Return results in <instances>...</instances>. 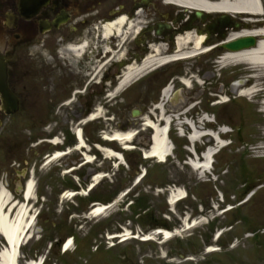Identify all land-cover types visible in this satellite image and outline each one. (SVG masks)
I'll list each match as a JSON object with an SVG mask.
<instances>
[{"label":"rangeland","instance_id":"1","mask_svg":"<svg viewBox=\"0 0 264 264\" xmlns=\"http://www.w3.org/2000/svg\"><path fill=\"white\" fill-rule=\"evenodd\" d=\"M154 18L168 20L162 15L133 20L143 28L146 20L152 22ZM100 22H95L94 26ZM135 29L127 28V40L122 46L119 39L112 40L111 57L98 59L97 69L101 70L94 80L101 81L97 87L100 95L96 103L101 106L102 118L83 127L90 146L89 155L97 156L94 164L66 174V170L79 166L84 160L83 154L76 150L64 159L46 162L45 157L56 150L46 142L52 137L46 136L51 135L53 129L60 128L64 136L74 140L73 131L78 126L74 120L41 126L23 121L10 133L11 141H19L20 151H14L11 145L13 166L8 175L0 177V188L4 185L22 201V189L33 177L36 197L31 201L32 212L39 213L34 237L23 247L20 264L36 260L38 256L47 257L45 264H264V113L260 111L263 97H239L240 87L234 82L245 80L241 75L244 65L223 67L219 64V57L224 51L218 48L187 62L178 61L157 68L116 93L118 96L109 101L112 98L110 94L126 71L125 67L134 62L140 64L150 53L135 43ZM95 31L94 45L99 48V31ZM147 37L150 46L160 43L168 52L174 53V42L156 39L151 33H147ZM218 41L217 35L213 34L206 46L218 44ZM123 58L129 64L119 67L120 61L125 60ZM69 60L73 63L66 60L68 64H74L80 59L73 56ZM181 78H190L191 87L186 88ZM170 83L175 91L165 111L168 115H176L170 131L175 149L165 163H158L154 159H145L141 152V149H149L151 144L152 130L144 124L147 116L158 119L160 111L155 106L161 101L163 88ZM250 84L256 89L264 88V78L245 82L246 86ZM222 100L225 102L221 104ZM133 111L139 113L134 115ZM204 116H214L217 123H204ZM186 117L196 121L203 131L206 128L215 130L219 125L231 130L223 135L230 145L214 156L211 173L198 171L193 164L187 163L191 162L188 155L192 154L186 145L193 142L183 134V130H189L184 123ZM116 130L138 133L130 143L131 150L124 151L117 142L102 139L101 134ZM63 135L58 136L62 138ZM208 138L203 137L196 143L197 152L202 151L204 143H216ZM95 143L123 152L125 165H120L117 170L114 160L106 159ZM98 172L104 173L106 178L90 192L87 188ZM144 172L147 177L138 181ZM173 190L177 193L185 191L188 197L170 204L168 194ZM68 191L80 194L72 200H65L63 196ZM130 191L134 195L131 196ZM94 201L103 204L111 201L113 205L105 214L90 219ZM126 203L132 204L127 206ZM228 204L234 209L218 214L219 205L221 209ZM216 215L220 216L212 221ZM164 219L168 220L170 233L180 229L173 239L166 242L161 236L153 235L154 224L165 223ZM192 220L196 222L195 228H185L184 225ZM131 230L140 234L142 231L150 233L157 241L133 239L115 246L106 242V235L110 232L129 234ZM221 230L223 235L217 240L216 234ZM68 237L74 239V245L64 253L62 243ZM4 243L1 239L0 249ZM207 245L211 247L208 249ZM167 252L173 262L161 258V254Z\"/></svg>","mask_w":264,"mask_h":264},{"label":"flooded vegetation","instance_id":"2","mask_svg":"<svg viewBox=\"0 0 264 264\" xmlns=\"http://www.w3.org/2000/svg\"><path fill=\"white\" fill-rule=\"evenodd\" d=\"M260 1L261 14L219 12L204 21L196 18L194 9L174 7L166 4V0H0V64L3 56L7 64L6 86L16 97L19 106L17 112L7 114L1 64L0 177L11 172V145L14 151H20L19 141H11L10 136L19 122L31 121L40 126L62 124L100 114L96 112L99 85L94 78L98 59L104 60L109 55L102 53L99 56L93 52L95 22H111L122 14L130 19L159 15L168 18L167 21L155 18L152 22L146 20L139 38L135 40L142 47L149 44L147 33L155 35V28L159 24L172 23L177 17L185 21L184 25L172 23L171 29L163 30L164 38L171 39L186 27L207 32L215 25L218 31L216 35L222 39L233 31L264 25V0ZM170 16L174 17L169 19ZM82 42L87 43L88 52L78 62L71 64L73 61L69 59L73 56L67 49ZM66 60L71 63L68 64ZM61 134L64 133L56 128L46 137H59ZM61 141V145L52 148L69 150L75 139L63 135Z\"/></svg>","mask_w":264,"mask_h":264},{"label":"bare ground","instance_id":"3","mask_svg":"<svg viewBox=\"0 0 264 264\" xmlns=\"http://www.w3.org/2000/svg\"><path fill=\"white\" fill-rule=\"evenodd\" d=\"M172 1V0H171ZM172 3H176L183 7H187L189 9H200L205 12H218V11H225V12H239L240 11H252L258 12L260 8L259 0H219L217 2H213V0H173ZM130 27L131 30H134L138 26L134 23V20L130 19L128 16L122 15V17L111 20V22L103 23L98 28L100 32V39L102 43V48L105 50L106 53L112 52V40L115 38L119 39V45L122 46L124 42L127 40V33L129 32L127 28ZM141 27L135 29V33L137 34L140 31ZM256 34L258 36L257 42L255 45L247 48H241L239 50H226L222 54L221 64L224 67H228L230 65L236 64L240 67L244 65V69H242V74L249 72H254V76L257 79L264 78V25L258 28H244L240 30V32H231L230 38H239L240 35H251ZM174 41L175 50L173 54H168V50L164 47L163 44H155L150 46V53L145 56L143 62L138 64L134 62L133 64L127 65L125 67V72L120 78V83L116 87L113 93L110 96H114L116 93L124 90L126 87L131 86L135 83L139 78L145 76L147 73L154 71L157 67H161L165 65L167 62L187 58L188 56H195L200 54L201 52L209 51L204 45L206 36L199 31L194 32V30L186 29L177 34ZM224 43V42H223ZM85 44H80V46L70 45L67 49L73 53V56L76 58H80L86 47ZM107 64V63H106ZM98 68V67H96ZM98 69L97 72L99 73ZM97 73V74H98ZM184 82L189 86L191 85L192 81L189 78H184ZM235 86L240 87L239 90V97H252L253 92L256 91L255 87L247 88L245 85V80L237 81L234 83ZM173 89L172 83L168 84L167 87L164 88L161 101L155 106V109L160 111L157 120L151 119V117L147 116V120L144 126L148 127L149 125L153 127V146L149 149V151H145V156L147 158L154 157L157 161L162 162L163 160L167 159L173 153V142L169 141V126L171 123L172 115H168L167 111H165V106L168 103L170 96L172 95ZM191 108V107H190ZM264 112V107L263 110ZM154 113V111H152ZM101 113V111H100ZM100 114H94L89 120L84 122L94 121L96 117ZM164 120V121H162ZM162 121V122H159ZM187 121V120H185ZM184 121V122H185ZM191 123L192 120H190ZM189 121V122H190ZM205 123V122H204ZM81 124L75 128L76 135L78 136V141L76 143L75 150L87 148L84 157L86 158V162L84 163H91L94 160V157L89 155V146L86 142L85 137L82 135V127ZM192 128L190 140L194 143L200 141L204 136L202 134H206V131L202 130V127L198 125H194ZM205 132V133H204ZM208 133V132H207ZM105 135V139L111 141H119L121 144L125 145L126 148H132L130 142H132L137 133L134 130H127V132L121 131H112L110 133H103ZM202 136V137H201ZM53 142L59 144L60 139L56 138ZM104 155L107 158H114L116 159V164L118 160L124 161V155H122L119 151H115L111 147H102L99 146ZM214 150V149H213ZM213 150H207L206 153V160L200 159V164L197 160H192L194 168L198 171H206L204 166L210 165L211 156L213 154ZM68 152H61L55 151L52 155L47 156L48 162L52 163L53 161L60 159ZM82 164V166H84ZM75 169V168H73ZM71 170L67 171L66 173H70ZM105 177L104 173L98 172L93 178L92 183L95 185L101 179ZM26 190H25V198L23 199L22 203L16 201V199L12 196V194L5 188L4 185L0 188V240L3 239L5 241V245H3L2 249H0V264H20L21 250L26 242H29L30 239L33 237L34 228L36 225V213L32 212L31 201L36 197V181H34L33 177L27 180ZM185 191L179 190L177 193L176 190H173L170 193V204H173L176 199L183 198ZM74 192L68 191L65 196H73ZM113 205L112 202L108 204H103L98 202L92 206L91 216H100L105 214L109 208ZM196 222L193 224L195 225ZM190 222L184 226H189ZM188 228V227H185ZM164 236L168 238L173 236L176 233H179L178 229L175 233H170L169 230L164 229ZM153 235H156L154 233ZM154 237V236H153ZM151 237V238H153ZM64 252H68L71 250L74 243L73 238L69 237L64 241ZM43 257L36 260H31L28 264H41Z\"/></svg>","mask_w":264,"mask_h":264},{"label":"water","instance_id":"4","mask_svg":"<svg viewBox=\"0 0 264 264\" xmlns=\"http://www.w3.org/2000/svg\"><path fill=\"white\" fill-rule=\"evenodd\" d=\"M255 40L254 38H241L240 40H236V41H233V42H230L227 47L230 49H234V50H239L243 47H250L251 45L255 44L254 43ZM4 70H5V65H4ZM4 75H5V72H4ZM6 78V75L4 76ZM12 96H10V92H7L6 94V100L8 101V103H6V106L8 107V112H13L15 111L16 107H14L12 105ZM138 113V112H137ZM137 113H134V115H136Z\"/></svg>","mask_w":264,"mask_h":264},{"label":"trees","instance_id":"5","mask_svg":"<svg viewBox=\"0 0 264 264\" xmlns=\"http://www.w3.org/2000/svg\"><path fill=\"white\" fill-rule=\"evenodd\" d=\"M166 222H167V221H165V223L154 224V226H156V227H163V226H164V227H168V228H169L170 225L168 226Z\"/></svg>","mask_w":264,"mask_h":264}]
</instances>
